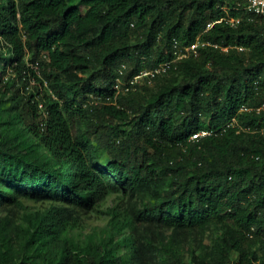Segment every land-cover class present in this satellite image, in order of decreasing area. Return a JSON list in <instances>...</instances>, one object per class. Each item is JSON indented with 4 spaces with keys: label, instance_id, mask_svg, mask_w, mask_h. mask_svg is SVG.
<instances>
[{
    "label": "trees",
    "instance_id": "obj_1",
    "mask_svg": "<svg viewBox=\"0 0 264 264\" xmlns=\"http://www.w3.org/2000/svg\"><path fill=\"white\" fill-rule=\"evenodd\" d=\"M231 5L0 0V213L52 202L26 229L0 218V264H264V17ZM228 14L241 22L205 30ZM199 36L229 49L178 60L147 102L143 84L118 93L122 64L127 79ZM33 79L41 86L30 89ZM106 131L118 146L99 166ZM120 191L141 202L113 210L122 238L67 235ZM210 225L222 229L215 248L189 260L183 243Z\"/></svg>",
    "mask_w": 264,
    "mask_h": 264
},
{
    "label": "rangeland",
    "instance_id": "obj_2",
    "mask_svg": "<svg viewBox=\"0 0 264 264\" xmlns=\"http://www.w3.org/2000/svg\"><path fill=\"white\" fill-rule=\"evenodd\" d=\"M7 54V51H5ZM37 72V74L41 77L40 65L37 63H29ZM169 75L160 76L157 79L152 81H148L143 83L148 90H144L147 92L145 96V100L147 102V97L153 95L157 90H159L164 84L169 81ZM30 89L34 87H39L41 84L39 82L35 83L31 82ZM93 97L94 101H97V98ZM93 101V102H94ZM5 119V117H4ZM3 119V120H4ZM85 128V124H80L78 129L82 130ZM119 138H124L123 135H120ZM114 137L111 133L106 131L101 139V141L96 142L95 146L97 148V153L92 158L93 162L98 163L99 166H104L105 161L111 157V149L118 146ZM23 207H14L11 212L0 213V218L5 216H10L12 220L11 228H27V223L25 222L26 217L29 213L32 212H42L48 209L52 202L51 201H43V202H33L30 200L24 199ZM141 203L137 197H131L130 193L120 192H110L107 196L106 200L101 203L95 209H92L88 212H82L80 214V219L78 223L67 230V235L75 240L82 242L93 241H102L105 239H109L112 236H115L116 239H120L123 237V234H118L114 222H113V210L119 214L127 213L133 207L134 203ZM222 229L219 225H210L203 232L189 239L187 242L183 243V252L187 256L189 260H192L193 254L191 251H196V253H202L205 248H215L217 238L220 235ZM171 235V230H164L161 239H167ZM160 239V235H159ZM158 243V241H157ZM162 244H159L157 248L156 254L159 259L162 258L163 254L160 251V247ZM124 252V248L118 249L117 254H121ZM18 260L20 259V254L17 256Z\"/></svg>",
    "mask_w": 264,
    "mask_h": 264
},
{
    "label": "built area",
    "instance_id": "obj_3",
    "mask_svg": "<svg viewBox=\"0 0 264 264\" xmlns=\"http://www.w3.org/2000/svg\"><path fill=\"white\" fill-rule=\"evenodd\" d=\"M230 8L245 10L246 12L252 13L255 16L264 17V0H232V5ZM225 9L228 10V6H226ZM216 22H224L230 26L235 27L241 22V18L233 17L228 14L217 20L209 22L205 30H209ZM205 46H213L216 48H221L225 51L229 49L228 46H222L211 41L203 40L199 36L194 43L187 46H183L182 48L175 51L176 56L174 59L160 63L155 67H143L139 70L138 73L134 74L133 76L127 79L124 78L127 65L122 64L118 69L119 76L116 78L115 88L117 89L118 93L120 91L127 93L131 90H136L138 88L137 85H142L143 83L154 80L158 76L168 73L171 70L173 64L176 63L178 60L189 56H196L198 54L199 48ZM239 48L241 50L244 49V47ZM207 133L209 132L203 130L199 133L194 134L192 138L196 139L198 138V136H202Z\"/></svg>",
    "mask_w": 264,
    "mask_h": 264
}]
</instances>
